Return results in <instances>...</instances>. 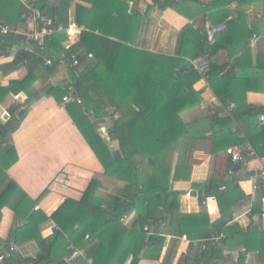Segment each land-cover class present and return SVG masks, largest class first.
Here are the masks:
<instances>
[{
	"label": "trees",
	"instance_id": "obj_1",
	"mask_svg": "<svg viewBox=\"0 0 264 264\" xmlns=\"http://www.w3.org/2000/svg\"><path fill=\"white\" fill-rule=\"evenodd\" d=\"M74 1L28 0L24 4L0 0V21L14 28L24 21L21 17L28 14L31 5L44 17L46 10L52 8L55 29L62 28V32L54 31L44 39L41 51L37 44L32 54L18 47L19 61L27 60V75L20 81H11L7 87H0V96L4 99L14 88H19L29 99H38L39 96L29 89L35 80V69L43 67L47 72H53L57 64L66 63L73 82L72 94L67 85L47 93L55 94L60 100L66 96L74 100L67 104L66 111L101 165V176L113 185V191L108 192L101 177H94L79 202L66 200L51 215L59 227L55 241L70 239L66 247L72 242L76 248H86L87 256L93 259L92 264H114L120 255L115 253V240L118 242L126 235L131 249L122 258V263L131 254L130 264H138V254L144 247V257L150 251H157L158 257L163 238L157 234L162 223L167 222V233L176 237L185 235L190 240L208 239L222 233L219 248L210 243L204 248V255L209 260L216 258L237 227H227V224L232 219L233 206L245 198L238 185L241 176L199 185L204 190L203 199L214 197L217 202L220 217L213 223L202 220L200 214H182L180 194L172 191L169 184L171 180H190L193 153L201 140L209 142L212 153L240 147L242 165L255 158H264V125L257 124L258 117L264 115V106H251L246 98L249 92L264 93V56L251 64L248 43L252 34L258 31L249 29L244 23L248 6L261 0H213L205 5L204 9L213 13L199 25H190L180 32L173 56L153 54L127 45L134 41L130 36L137 28L136 19L127 16L131 15L128 14L130 10L134 12L127 4L129 0H82L90 8L77 6L75 23L87 29L81 32L77 45L65 48L64 31L69 27V10ZM180 1L183 0H152V4L163 10L175 8ZM233 3L235 10H228ZM109 17L114 18L110 20ZM229 18L232 21L226 32L210 39L208 30L219 27ZM207 22L211 24L208 30ZM37 27L41 28L42 23H37ZM9 37L24 39L20 35ZM11 40L13 44L15 38ZM0 46L6 49L1 43ZM223 53L225 56L219 58ZM88 55L95 58L94 62L80 75V65ZM198 57L205 58L208 63L207 80L214 81L224 75L229 81L225 99H221L220 106L209 114L204 126L193 133L183 121V114L203 103L202 93L194 89L200 75L191 65ZM47 59L50 60L48 65ZM230 105H233L232 109ZM10 111L9 120L0 124V147L4 145L0 155V219L4 207L15 209L24 197L23 191L9 179L7 170L17 161L10 137L27 115L28 105ZM101 127L106 129V138L98 132ZM247 146L254 155H248ZM113 150L119 151V160H114ZM148 160L153 163L148 164ZM230 166L229 161L228 170ZM260 185L261 195H264V184ZM221 187L225 188L223 192L219 191ZM132 210L136 211V222L128 230L120 220ZM252 213H264L260 200L254 202ZM89 221L92 227L87 230L85 222ZM145 226L152 229V235L143 231ZM236 231L239 235V230ZM85 235L90 239L85 240ZM22 236L34 237L36 242L40 240L33 224L19 228L15 242H21ZM254 238L262 242L256 250L264 264V233ZM55 241L50 243L47 255L24 259L14 256L8 262L50 264L56 261L59 264L72 251L57 260L51 250ZM246 246L248 250L253 249Z\"/></svg>",
	"mask_w": 264,
	"mask_h": 264
},
{
	"label": "crops",
	"instance_id": "obj_2",
	"mask_svg": "<svg viewBox=\"0 0 264 264\" xmlns=\"http://www.w3.org/2000/svg\"><path fill=\"white\" fill-rule=\"evenodd\" d=\"M13 1L25 4L28 0H9L10 3ZM50 1L57 2L58 0ZM193 1L183 0L175 8L163 10L153 6L152 0L127 1L129 7L134 9V12L132 13L130 10L131 13L128 12V14L131 15L127 16H131L137 22V28L130 36L134 41L127 42V45L153 54L175 55L180 32L190 25H199L201 20L209 18L213 13V11L204 9V6L209 5L213 0H198L197 3ZM77 6L90 8V5L82 0L72 2L69 10V26L71 24L77 25L75 23ZM227 8L234 11L236 4L233 3ZM245 14L244 23L246 26L251 30L258 31L252 34L248 43L251 54L250 62L254 65L259 56H264V2L261 0L251 3ZM26 17L27 14H24L21 20ZM220 17L221 15L218 18ZM113 18L110 19L109 17L108 19L112 20ZM126 19L128 20V18ZM231 21L232 19L229 18L221 25L226 22L229 24ZM34 25L22 21L15 28L23 34L26 32L31 33L36 28ZM205 27L207 30L210 29V22H207ZM84 28L87 29L85 26ZM215 28H212V30ZM66 30L64 32L67 39L63 44L65 48L77 45L81 32L69 36ZM212 30H208L209 36ZM254 36L256 37L254 38ZM21 37H24V39L9 36L0 37V43L6 47V49H2L0 46V52L5 54V57L0 59V87H7L11 81H20L27 75L25 65L27 60L19 61L20 56H17L18 47L27 50L28 54H32L31 52L33 47H36V43L25 36ZM11 38H15L13 44ZM239 46L240 44H237V47ZM238 49H235V51H238ZM224 56L225 53L219 55V58ZM94 59L93 56L90 59L87 58L80 65V75L91 68ZM65 64L60 62L53 72H47L43 67L35 69V80L29 89L33 94L39 96L38 99H29L19 88H14L4 99L0 96V99L3 100L0 102L1 125L9 120L10 109L13 111L16 107L25 108L28 105L27 115L19 129L10 137L17 161L7 170L9 179L23 191L24 197L15 209L4 207L1 210L0 242L2 246L0 247V255L5 254L9 246L12 245L16 248V252L10 259L14 256L24 259L41 257L43 254L47 255L50 243L55 241L59 232V227L51 219V215L66 200L79 202L94 177H101L102 184L107 186L108 192H111V186H113L101 176L102 167L68 115L66 111L67 104H64L55 94L47 93L50 89H63L67 85L69 94H72L73 82ZM243 65L246 66V63ZM228 81V77L222 75L214 81L207 80L205 83L200 79L194 84V89L202 93L203 103L199 108L183 114V120L188 118L184 122L188 124L193 133H196L195 131L200 126H204L202 123L206 122V118L213 112L215 107L220 106V100L225 99ZM246 98L247 103L251 106H264V93L249 92ZM28 100L34 101L29 103ZM6 114L8 117L4 120ZM12 116L14 115L12 114ZM197 134H200V131ZM205 136H208V134ZM211 149L209 142L199 141L193 153L194 164L190 180H171L169 185L172 191L180 194L179 207L182 214H200L202 220L213 223L220 217L217 202L214 197L203 199L204 190L199 185L218 179L230 180L234 176H241L238 185L243 190L245 198L232 208V219L227 227L234 225L237 227L234 228L230 236V242H226V245L222 246L219 256L209 260L208 256L204 255L205 249L203 248V242L207 238L190 240L183 235L186 237V240H183V236L176 237L167 233L168 225L166 222L162 223L157 234L161 239L163 238L158 257L156 258L157 251L156 253L150 251L147 253V257H144V247L138 254V264H263L256 250V247H259L262 242L260 240L256 241L254 236L264 233V213L253 214L252 208L257 200H260L264 205V195H261V185L257 177L260 161L264 158H255L245 162L240 171L233 172V176H228L229 157L226 154L227 150L212 153ZM2 153L1 146L0 155ZM230 167L233 171L232 164ZM251 173H253V176L249 180H245L247 174ZM224 190V187L219 189L222 192ZM122 219L123 221L120 220V223L128 230L132 229L133 224L136 222V211L132 210ZM85 223H87V226L85 225L87 230L92 227V222ZM26 224L36 226L40 237L39 242H36L34 237L24 238V236H22L21 242H15L14 237L17 230ZM55 227L58 229L57 231L54 229ZM237 229L240 232L239 235ZM221 235L223 237L222 233L213 237ZM69 240L58 239L51 247L57 260L61 255L64 257L70 251V245L86 253V248H76L77 245L72 242L66 247ZM115 243L117 245L115 253L120 255H118V259L115 260L114 264H130L133 257L131 254L122 263V258L131 249L128 237L125 235L118 242L115 240ZM246 245L253 249L248 250ZM68 263L86 264L79 256ZM50 264L58 263L55 261V263Z\"/></svg>",
	"mask_w": 264,
	"mask_h": 264
},
{
	"label": "built area",
	"instance_id": "obj_3",
	"mask_svg": "<svg viewBox=\"0 0 264 264\" xmlns=\"http://www.w3.org/2000/svg\"><path fill=\"white\" fill-rule=\"evenodd\" d=\"M24 22L26 23H32L35 24L34 26H36L35 30L31 33H22L20 31H18L16 28H14L13 26L7 24V23H3L0 21V37H6L9 35H14V36H25L26 38H29L30 41H33L37 44V48H39V50L41 51L43 49V43H44V39L51 35L54 31L60 32L62 31L61 27H58V29H54V30H47L46 29V17L42 16L41 13L39 12V10L34 6L31 5L28 7V14L27 17L24 18ZM37 23H42V27L38 28L37 27ZM86 31V29L84 28V26H77L76 24H71L68 29L66 30L67 35L72 36L74 33H80ZM2 57H5V54L0 52V59H2ZM92 57V55H88V59H90ZM50 64V60H46V65ZM73 64L76 65L77 62L75 60H73ZM191 65L192 68L198 72V74L200 75V79L203 82H207V77L206 74L209 71L208 68V63L206 61L205 58L202 57H198L194 60L191 61ZM64 104H68L71 101H74L71 99L70 96H66L62 99ZM233 108V105H230V109ZM257 124L258 125H264V115H260L258 117L257 120ZM2 147H4V145H2ZM247 151H248V155H254L253 151L251 150L250 147L247 146ZM227 156L229 157V161L231 162L232 165L240 162L241 163V148L240 147H235V148H231L228 149L226 151ZM228 176H233V171L230 169L227 172ZM258 180L260 183L264 184V159H262L260 161V169H259V173L257 175ZM256 189V188H254ZM121 221H123V219H121ZM56 231L58 230L56 227L54 228ZM143 231L149 236L153 234V231L151 228H149L148 226H145ZM85 240H89V235H85ZM183 240H186V237H182ZM221 239L222 236H216V237H212L206 241L203 242V248L207 247V244L210 243V245L214 248H219L220 247V243H221ZM207 243V244H206ZM69 250L72 251L70 257L65 258L62 262H60L59 264H69L68 262L70 260H73V258H75L76 256L81 257L86 264H92V259L89 258L87 256V254L83 251V250H77L75 249L73 246H69ZM16 252V248L14 246H9L8 251L5 254H1L0 255V264H3L4 262H7V260H9L13 254H15Z\"/></svg>",
	"mask_w": 264,
	"mask_h": 264
},
{
	"label": "water",
	"instance_id": "obj_4",
	"mask_svg": "<svg viewBox=\"0 0 264 264\" xmlns=\"http://www.w3.org/2000/svg\"><path fill=\"white\" fill-rule=\"evenodd\" d=\"M54 14L55 13H54V10L52 8H48L46 10V20L48 22V23H46V29L47 30H51L52 31V30L55 29ZM227 24H228V22H226L225 24H223V25L219 26L218 28H215L214 30H212L211 33H210V39L216 34L223 33L226 30ZM7 117L8 116L6 114L3 119L6 120ZM112 156H113L114 160H119L121 158L120 153H119L118 150H113L112 151ZM152 163H153L152 160H148V164H152ZM241 167H242V164L240 162L234 164L233 167H232L233 172L236 173V172L240 171ZM251 176H253V173L247 174V176L245 177V180H249ZM3 264H9V263L8 262H4Z\"/></svg>",
	"mask_w": 264,
	"mask_h": 264
},
{
	"label": "rangeland",
	"instance_id": "obj_5",
	"mask_svg": "<svg viewBox=\"0 0 264 264\" xmlns=\"http://www.w3.org/2000/svg\"><path fill=\"white\" fill-rule=\"evenodd\" d=\"M188 118H184L183 121H186ZM190 122V121H189ZM205 124V123H202ZM103 127H101V129L98 131L101 135H103L105 138L107 137V132L106 129H102ZM108 141V139H106ZM110 191H113V188H111Z\"/></svg>",
	"mask_w": 264,
	"mask_h": 264
}]
</instances>
